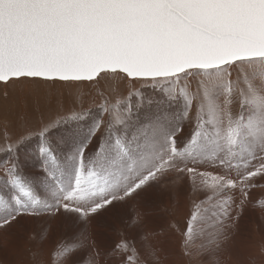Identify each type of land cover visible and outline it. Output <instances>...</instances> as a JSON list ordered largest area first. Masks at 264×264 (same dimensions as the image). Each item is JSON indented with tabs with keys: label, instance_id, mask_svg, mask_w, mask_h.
I'll list each match as a JSON object with an SVG mask.
<instances>
[{
	"label": "snow or ice",
	"instance_id": "obj_1",
	"mask_svg": "<svg viewBox=\"0 0 264 264\" xmlns=\"http://www.w3.org/2000/svg\"><path fill=\"white\" fill-rule=\"evenodd\" d=\"M121 74L160 86L173 118L136 128L117 102L105 107L106 133L99 121L86 134L80 123L69 129L64 142L73 149L63 157L47 142L46 125L38 148L43 198L14 155L27 137L9 140L0 232L25 216H74L75 239L53 248L48 264H158L154 233L139 242L121 234L104 248L89 229L104 211L174 174L200 196L180 233L182 251L214 256L264 180V0H0V84L99 83ZM194 76L201 79L193 91ZM236 96L241 110L233 115ZM129 219L138 225L143 215Z\"/></svg>",
	"mask_w": 264,
	"mask_h": 264
},
{
	"label": "rangeland",
	"instance_id": "obj_2",
	"mask_svg": "<svg viewBox=\"0 0 264 264\" xmlns=\"http://www.w3.org/2000/svg\"><path fill=\"white\" fill-rule=\"evenodd\" d=\"M190 79L194 91L201 77L194 76ZM232 79H236L235 72ZM163 95L160 86L154 87L150 82L143 80L129 82L122 78V74L102 76L99 83L21 80L7 87L0 84V150L7 147L8 139L15 143L21 136H26L25 142L30 140L20 144L18 153L14 155L19 157L21 174L35 182V191L43 198L44 186L41 181L44 160L39 155L38 148L41 142L40 133L46 125H52L47 129V142L52 144L58 157H63L73 149L70 141L64 142L69 129L80 123L86 134L93 122L99 121L100 132L106 133L105 123L108 124L112 116L110 112L105 111V107L117 106V102L119 104L116 110L125 115L130 112L131 123L136 128L147 127L156 120L172 119L175 110L159 102ZM231 110L233 115L240 112L238 96L233 97ZM75 113H84L86 119L83 122L73 121L71 117ZM187 127L189 126L186 124ZM6 130L8 133L5 134ZM8 159L9 155L3 153L0 156V164ZM29 165L34 167L35 171L32 172L35 174L30 173ZM168 178L172 179L171 184L166 185L168 181L164 179L161 185L153 184L126 203H117L104 211L93 220L89 231L104 248L118 240L121 234L135 237L139 242L144 234L154 233L152 243L157 249L158 264H212L207 260L213 255H184L180 233L186 226L191 202L199 200L200 196H194L190 192L186 177L177 180L172 174ZM258 185L264 186V181L258 180ZM259 186L251 189L238 225L225 246L233 250L242 261H237L236 264H264V229H260L256 223V206L264 196V193L255 191ZM234 195L239 198L238 192ZM138 212L143 215L140 225L133 224L129 219L130 216L135 217ZM257 214L264 219V212L259 211ZM25 217L31 219L20 220L4 232L10 237L9 241L2 235L3 242L7 244L19 243L22 236L26 238L25 247L15 251L13 255L10 253L6 258L10 262L13 260L14 264H48L52 249L58 244L72 242L80 228L74 216L45 214ZM245 220L250 223L254 243L248 246L244 241L240 244L242 250L238 249L236 244L240 236L245 237ZM224 252L225 248L215 255ZM3 259L0 257V262H4Z\"/></svg>",
	"mask_w": 264,
	"mask_h": 264
},
{
	"label": "bare ground",
	"instance_id": "obj_3",
	"mask_svg": "<svg viewBox=\"0 0 264 264\" xmlns=\"http://www.w3.org/2000/svg\"><path fill=\"white\" fill-rule=\"evenodd\" d=\"M28 167H29L30 173L35 174L34 172H32V170L35 171L34 167L32 165H29ZM167 181H168V183L166 185H169L172 183L171 178H167ZM260 181H264V180H260ZM158 184L161 185L162 182L160 181ZM262 187H264V186H259L257 189H255V191L260 192V193H264V189ZM261 205H264V196H262L260 198L259 204L256 206V216H257L256 223H257V226L263 230L264 229L263 228L264 227V219H262L257 214V212H259V211L264 212V207H261ZM25 219H31V218H28V217L21 218V220H25ZM244 222H245L246 228H247V230L244 232L245 237L240 236L239 241L236 244L238 249H242V250H243V248L241 247L240 244H242L244 241L247 242L248 246L251 245L252 243H254L252 241L253 233H252V230L250 228V223L248 220H245ZM2 235L4 236V239H8V241L10 240V237L8 236L7 233L3 232V234H1V232H0V257L4 258L3 259L4 262H0V263L1 264H14L13 260H11L12 262H10L6 258H8V255L10 253H12V255H13L15 251L23 249V247H25V239L26 238L24 236H22L19 243H17V244L8 243L7 244V243L3 242ZM207 261L212 263V264H236L235 262L241 261V260L239 259L238 255L233 250H229L228 248L225 247L224 253L211 256L210 258H208Z\"/></svg>",
	"mask_w": 264,
	"mask_h": 264
},
{
	"label": "crops",
	"instance_id": "obj_4",
	"mask_svg": "<svg viewBox=\"0 0 264 264\" xmlns=\"http://www.w3.org/2000/svg\"><path fill=\"white\" fill-rule=\"evenodd\" d=\"M37 81H38V80H37ZM104 123H105V122H104ZM104 127H105V128L107 127V124H106V123H105V126H104ZM6 133H8L7 130L5 131V134H6ZM8 141H9V139H8ZM29 141H30V140H29ZM29 141L27 140V142H25V143H28ZM25 143H23V144H25ZM14 144H15V143H14ZM23 144H21V145H23ZM0 152H1L2 154H3V153H7V152H6V148L1 149ZM2 154H1L0 156H2ZM7 154H8V153H7Z\"/></svg>",
	"mask_w": 264,
	"mask_h": 264
}]
</instances>
